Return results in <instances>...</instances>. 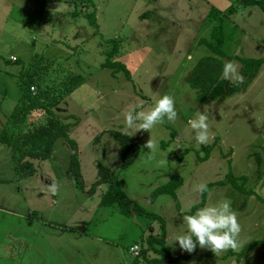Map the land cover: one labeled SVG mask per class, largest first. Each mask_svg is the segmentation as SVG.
I'll list each match as a JSON object with an SVG mask.
<instances>
[{
  "label": "rangeland",
  "instance_id": "rangeland-1",
  "mask_svg": "<svg viewBox=\"0 0 264 264\" xmlns=\"http://www.w3.org/2000/svg\"><path fill=\"white\" fill-rule=\"evenodd\" d=\"M203 12L201 0H0V116L7 114L0 133L4 129L11 140L0 142V264H33L30 258H45L44 264H183L181 255L189 254L173 241L184 230L183 217L204 201L200 207L221 199L236 213L241 247L214 254L197 246L191 258L264 264V246L243 252L247 244L264 241V63L249 78L233 60L264 57V13L241 7L213 25ZM91 13L96 26L87 18ZM220 23V48L229 56L224 65L230 63L242 79L224 72L225 97L201 104L187 79L199 59L212 55L201 41H210ZM28 85L66 127L45 159L27 156L29 147L20 143L27 129L47 119L44 112L22 115ZM163 95L174 99L175 122L165 119L148 131L126 128L128 111H148ZM199 114L207 117L206 145L195 141L189 126ZM110 132L128 135L138 147L123 171ZM204 146L211 147L208 154ZM17 162L30 163L33 173L21 178L26 169L18 170ZM100 168L114 174L138 213L125 216L117 203L100 205L107 190L96 184ZM241 177L246 180L236 184L253 195L228 184L193 191L201 182ZM161 189L169 192L151 198ZM80 220L81 232H64ZM102 221L114 232L97 240L91 235ZM56 235L64 246L49 243ZM131 245L138 246L136 258L128 252ZM173 256L178 259L170 262Z\"/></svg>",
  "mask_w": 264,
  "mask_h": 264
},
{
  "label": "trees",
  "instance_id": "trees-1",
  "mask_svg": "<svg viewBox=\"0 0 264 264\" xmlns=\"http://www.w3.org/2000/svg\"><path fill=\"white\" fill-rule=\"evenodd\" d=\"M235 4L238 7L255 5L264 13V0H237ZM231 8L232 7H230L227 11L228 12L232 11L233 9ZM87 18L92 26H96L93 13L87 14ZM209 37H210V41L202 40L201 44L206 45L210 50V52L212 53V55L199 59L198 62L192 68L191 75L187 79L188 87L195 91V101L201 104L221 101L225 97L227 90L226 81L223 78V73L225 72V65L221 60L223 58H226V56L223 54L220 48L223 43L221 24L213 27V29L209 34ZM111 42L115 43V40ZM116 53H117V48L114 46L112 48V51L110 52V57H112ZM233 60H236L238 63H240L243 69V75L249 78L253 77L256 74L257 70L264 63L263 58L245 59V58L233 57ZM105 65H113V64H105ZM120 67L123 69V71H125L123 65H121ZM32 87L33 85L30 86L28 85L25 93L23 94V97L21 98L23 99L24 97H26V99H28V102L25 104L24 109L22 110L23 112L22 115L24 116V118L26 117V115H29L28 110H30L29 112L32 115L35 112H44L47 115V119L44 124L34 127L32 129H27L26 130L27 132L25 134H22L21 137L22 140L20 141V143L24 147H29L27 156L36 159H45L50 157L53 149L52 146L55 139L59 136L65 135L66 127L60 124L57 120H55V118H52L53 116L51 115L50 111L46 110L47 105L46 107L42 106L43 105L42 103L44 102H42L41 100L42 97H44V95L39 91L32 94L30 92V89ZM21 99L20 101H22ZM51 105H56V102H53ZM110 136L113 139H115L118 144V155L120 159L119 170L123 171L128 166H130L135 160L138 154V147L136 146L134 141L124 133L110 132ZM10 141L5 140V132L3 129L0 133V142H4L5 144L9 145ZM202 148L206 151L207 154L211 150L210 146H204ZM72 162L73 160H71L70 162L71 165L70 171L75 179L76 186L80 188L82 185L81 178L77 168L75 167V164ZM16 168L18 170H23V168L26 169L24 173L20 174L21 178L28 177L30 174L33 173V168L28 162L25 163L17 162ZM98 174H99L98 180L96 182L97 186L102 183H105L107 185V190L103 194L100 200V205L110 206L114 203H117L123 215L125 216L131 215L132 214L131 211H134V207L131 206L130 200L127 199V197L118 188L114 174H112L109 170L104 168H100ZM240 180L244 181L246 180V178L245 177L227 178L213 184H208L207 188L216 185L225 186L228 184L232 186L239 193H243L245 195H253L252 191L246 190L243 186L236 184V182ZM166 192L169 191L165 189L157 190L152 194L151 198H153L157 193L162 194ZM204 203L196 205L194 210L199 208ZM134 213H138V212L134 211ZM147 216L151 217L148 214ZM148 239L149 241H151L153 237ZM257 246H264V241H256L247 244L244 247L243 252L245 253ZM189 255H185L182 257L183 259H185L188 258ZM163 259L164 258H162L161 261H163ZM177 259L178 257L172 258L171 261H176Z\"/></svg>",
  "mask_w": 264,
  "mask_h": 264
},
{
  "label": "clouds",
  "instance_id": "clouds-1",
  "mask_svg": "<svg viewBox=\"0 0 264 264\" xmlns=\"http://www.w3.org/2000/svg\"><path fill=\"white\" fill-rule=\"evenodd\" d=\"M225 76H235L237 80L242 79L235 73L230 63L225 65ZM165 119L169 122H175L177 119L175 102L169 95L159 97L148 111L130 110L124 115L126 128L133 129L135 132L141 129L148 131ZM189 126L193 130L194 139L198 144L206 145L209 142V126L204 114H199L195 119L189 121ZM145 146L151 149L153 144L148 141ZM207 190V184L204 182L193 186V191L196 193H204ZM183 225V232L173 239L182 251L191 253L199 246L210 249L214 254H219L241 247L240 224L227 199L197 208L194 213L183 217Z\"/></svg>",
  "mask_w": 264,
  "mask_h": 264
},
{
  "label": "crops",
  "instance_id": "crops-1",
  "mask_svg": "<svg viewBox=\"0 0 264 264\" xmlns=\"http://www.w3.org/2000/svg\"><path fill=\"white\" fill-rule=\"evenodd\" d=\"M236 1L237 0H201V5H204L206 7V12L205 13L203 12L204 16L205 17L209 16L210 19L212 20L213 25L217 24L219 22H223L224 20H226V18L228 17L229 14H234V13L238 12L239 10H241V7H238L235 4ZM230 7H232L231 9H233V10L228 12L227 10ZM246 7L247 8H250V7L253 8V7H257V6L251 5V6H246ZM227 57H229V56L226 55L225 60H222L223 63L229 62V60H227ZM262 58L264 59V57H262ZM34 114L35 115H41L42 112H37V113L35 112ZM5 116H7V114L3 113V116H0V119H3V117L5 118ZM102 222L97 226V228L93 229V232L91 235L97 240H100L101 238H111L113 235V232H114L112 225L106 223L107 221H102ZM84 225H85V222L83 220L77 221V224H76L77 227L73 226V227L67 228L66 230H64V232H68V230L70 231L69 233L81 232L80 230H82ZM62 228H65V226L61 227V229ZM80 235H82V233ZM55 237H56L55 240L53 238H51L49 240L50 244L56 245V244L61 243L62 246L65 245L64 241L60 242L57 235ZM79 237H82V236H78V238ZM69 242L71 243V246H73L72 239ZM196 253H197V249L193 250L191 253L188 252V254H190V255L188 258L183 259V262H184L183 264H212V263L216 262V260L218 259V258H191ZM185 255H187V253H184L181 256H185ZM176 257L177 256H173V258H176ZM43 259H45V258H30V262L33 264L34 263L44 264ZM170 262H173V261H170Z\"/></svg>",
  "mask_w": 264,
  "mask_h": 264
},
{
  "label": "built area",
  "instance_id": "built-area-1",
  "mask_svg": "<svg viewBox=\"0 0 264 264\" xmlns=\"http://www.w3.org/2000/svg\"><path fill=\"white\" fill-rule=\"evenodd\" d=\"M9 60L14 61V58L11 57V58H9ZM31 90H33V89L31 88ZM138 250H139L138 246L137 245H133V246L129 247L128 252H129L130 255H132L134 258H136L138 256Z\"/></svg>",
  "mask_w": 264,
  "mask_h": 264
}]
</instances>
